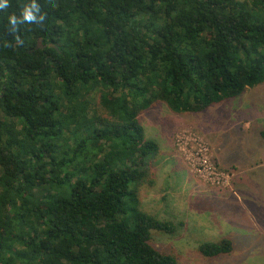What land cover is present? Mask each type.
Returning a JSON list of instances; mask_svg holds the SVG:
<instances>
[{
  "label": "trees",
  "instance_id": "1",
  "mask_svg": "<svg viewBox=\"0 0 264 264\" xmlns=\"http://www.w3.org/2000/svg\"><path fill=\"white\" fill-rule=\"evenodd\" d=\"M0 5V264H177L151 237L183 224L142 204L163 155L144 116L210 112L264 90V0ZM253 138L264 156V132Z\"/></svg>",
  "mask_w": 264,
  "mask_h": 264
},
{
  "label": "rangeland",
  "instance_id": "2",
  "mask_svg": "<svg viewBox=\"0 0 264 264\" xmlns=\"http://www.w3.org/2000/svg\"><path fill=\"white\" fill-rule=\"evenodd\" d=\"M252 90L210 112L180 117L160 107L144 116L147 136L163 155L156 162V185L142 194V204L183 224L174 235L152 232L151 237V244L177 264H264V156L254 149L235 158L232 148L221 147L231 131L264 132V90L257 95ZM256 179L251 190L242 189ZM247 192L252 200L242 199ZM248 203L254 213L246 211ZM223 238L232 240L230 254L201 256V244Z\"/></svg>",
  "mask_w": 264,
  "mask_h": 264
},
{
  "label": "crops",
  "instance_id": "3",
  "mask_svg": "<svg viewBox=\"0 0 264 264\" xmlns=\"http://www.w3.org/2000/svg\"><path fill=\"white\" fill-rule=\"evenodd\" d=\"M252 91L254 92V94L257 95V94H259L261 92V89H257V90L253 89ZM248 93L249 92H246L245 95H247ZM223 114L220 113V115L222 117H226V116H223ZM231 133L232 134H231L230 137H224V140L222 141L221 147L222 148H225V147L226 148H232V150L230 151V154H232L233 157H235V158H240V155L239 156H237V155L235 156V154H236L235 151L236 150H239L241 148L243 150V152H247V154H248L249 152H252L254 149L256 150L255 143H257V144L260 143L258 139H254L253 138V136L255 134V132H253V131L249 130L246 133H244L242 130L241 131L239 130L238 132L231 131ZM234 136H235V138H233ZM218 152H220V150Z\"/></svg>",
  "mask_w": 264,
  "mask_h": 264
},
{
  "label": "clouds",
  "instance_id": "4",
  "mask_svg": "<svg viewBox=\"0 0 264 264\" xmlns=\"http://www.w3.org/2000/svg\"><path fill=\"white\" fill-rule=\"evenodd\" d=\"M0 6H2V5H0ZM26 19L29 21H32L34 19V17L31 14H26ZM13 22H15V21H13Z\"/></svg>",
  "mask_w": 264,
  "mask_h": 264
}]
</instances>
